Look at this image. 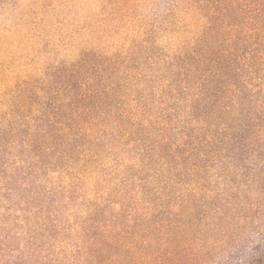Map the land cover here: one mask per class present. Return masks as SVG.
Here are the masks:
<instances>
[{"label": "rangeland", "instance_id": "rangeland-1", "mask_svg": "<svg viewBox=\"0 0 264 264\" xmlns=\"http://www.w3.org/2000/svg\"><path fill=\"white\" fill-rule=\"evenodd\" d=\"M0 264H264V0H0Z\"/></svg>", "mask_w": 264, "mask_h": 264}]
</instances>
